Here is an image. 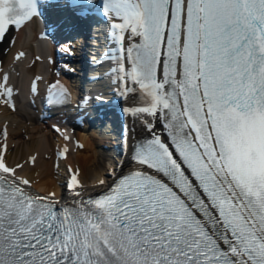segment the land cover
Segmentation results:
<instances>
[{
	"label": "snow or ice",
	"instance_id": "obj_1",
	"mask_svg": "<svg viewBox=\"0 0 264 264\" xmlns=\"http://www.w3.org/2000/svg\"><path fill=\"white\" fill-rule=\"evenodd\" d=\"M71 4L89 12L95 0ZM101 6L112 21L121 95L138 85L143 97L124 109L143 122L135 167L98 197L57 208L55 193L29 190L18 172L25 165L7 164L4 145L0 264H264V0ZM39 9V0H0V41ZM8 80L0 103L14 108ZM78 175L68 183L75 197Z\"/></svg>",
	"mask_w": 264,
	"mask_h": 264
},
{
	"label": "bare ground",
	"instance_id": "obj_2",
	"mask_svg": "<svg viewBox=\"0 0 264 264\" xmlns=\"http://www.w3.org/2000/svg\"><path fill=\"white\" fill-rule=\"evenodd\" d=\"M22 29H15L7 35V39L0 49V82L5 74L8 75V84L13 88L12 103L14 108H9L6 103H0V149L7 146L3 154L11 167L17 163L25 165L18 170L20 176L31 181L34 190L42 193L58 194L59 185H66L70 176L79 172L78 180L81 190H91L98 185L100 179H108L111 174L120 171L126 164V155L122 153L111 162L96 149L101 140L93 143L86 135L77 129H66L61 123L53 121L34 120L24 116L17 110L24 85L31 78L30 88L33 83L40 84L38 73H42V62L33 55L32 50H38L34 45V36ZM33 44V45H31ZM34 47V48H33ZM24 53L16 59L19 53ZM28 57V62H26ZM51 58V57H50ZM51 60V59H50ZM52 67L49 62L48 69ZM54 77L49 72L44 78L46 86ZM5 99L0 96V100ZM72 102V101H71ZM123 122V134L125 144L136 133ZM60 131H56V129ZM7 132L5 138L4 133ZM67 137V139H65ZM67 148V152L64 149ZM124 150V149H123ZM35 160H30L31 157ZM71 169V171H70Z\"/></svg>",
	"mask_w": 264,
	"mask_h": 264
},
{
	"label": "rangeland",
	"instance_id": "obj_3",
	"mask_svg": "<svg viewBox=\"0 0 264 264\" xmlns=\"http://www.w3.org/2000/svg\"><path fill=\"white\" fill-rule=\"evenodd\" d=\"M6 39H7V36H6L5 39H3V41L0 43V49H1V45L5 42Z\"/></svg>",
	"mask_w": 264,
	"mask_h": 264
}]
</instances>
